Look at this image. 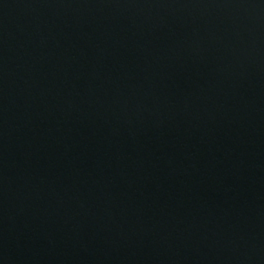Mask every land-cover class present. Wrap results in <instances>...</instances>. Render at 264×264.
I'll list each match as a JSON object with an SVG mask.
<instances>
[{
	"label": "water",
	"instance_id": "95a60500",
	"mask_svg": "<svg viewBox=\"0 0 264 264\" xmlns=\"http://www.w3.org/2000/svg\"><path fill=\"white\" fill-rule=\"evenodd\" d=\"M0 264H264V0H0Z\"/></svg>",
	"mask_w": 264,
	"mask_h": 264
}]
</instances>
